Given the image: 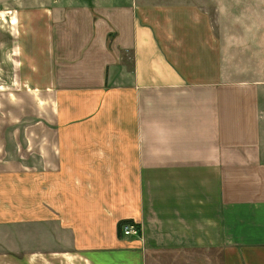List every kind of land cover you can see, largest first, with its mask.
Masks as SVG:
<instances>
[{"label": "crops", "instance_id": "0c3cea01", "mask_svg": "<svg viewBox=\"0 0 264 264\" xmlns=\"http://www.w3.org/2000/svg\"><path fill=\"white\" fill-rule=\"evenodd\" d=\"M191 1L15 11L0 264H264V0Z\"/></svg>", "mask_w": 264, "mask_h": 264}, {"label": "rangeland", "instance_id": "374dc122", "mask_svg": "<svg viewBox=\"0 0 264 264\" xmlns=\"http://www.w3.org/2000/svg\"><path fill=\"white\" fill-rule=\"evenodd\" d=\"M187 1H189L188 3H192L191 0ZM23 2L18 0H0V125L11 123V128L18 124L32 123L42 117V120H50V115L48 114L41 115L39 113L36 116L35 114H31V107H33V105H29L31 99L27 96L26 89L22 88V85L13 77L15 74L14 65H17L14 58L16 55L12 54V60L7 56L10 47L12 49L14 43L13 39L16 34L14 29L17 26L20 27L16 20L11 23V19H15V15L19 16L20 14L15 11L20 8L24 10L40 5V3L36 4V0H24ZM17 134H20V132L17 131ZM15 231L17 232V229ZM17 235V233H12V237H17ZM16 244L13 243L11 248L15 249L13 246L17 248L18 244Z\"/></svg>", "mask_w": 264, "mask_h": 264}, {"label": "built area", "instance_id": "2783aa9c", "mask_svg": "<svg viewBox=\"0 0 264 264\" xmlns=\"http://www.w3.org/2000/svg\"><path fill=\"white\" fill-rule=\"evenodd\" d=\"M121 233L123 236L126 237H139L140 236V229L137 224L135 223H125L121 226Z\"/></svg>", "mask_w": 264, "mask_h": 264}]
</instances>
